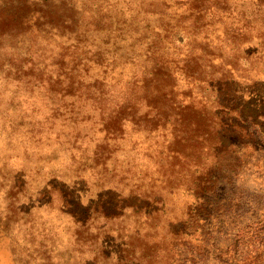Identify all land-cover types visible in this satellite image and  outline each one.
Returning a JSON list of instances; mask_svg holds the SVG:
<instances>
[{"label":"rangeland","instance_id":"1","mask_svg":"<svg viewBox=\"0 0 264 264\" xmlns=\"http://www.w3.org/2000/svg\"><path fill=\"white\" fill-rule=\"evenodd\" d=\"M9 3L0 0V264H264V134L243 135L215 107L227 82L228 109L264 132V0H25L7 17ZM104 63L135 87L146 65L183 64L178 99L192 86L203 112L157 99L163 114L136 119V90L120 83L106 106L130 109L122 132L103 135L81 98ZM80 127L88 136L76 140Z\"/></svg>","mask_w":264,"mask_h":264},{"label":"trees","instance_id":"2","mask_svg":"<svg viewBox=\"0 0 264 264\" xmlns=\"http://www.w3.org/2000/svg\"><path fill=\"white\" fill-rule=\"evenodd\" d=\"M21 0H10V3L7 6V17H17L19 11L25 7L24 2L20 5ZM24 5V6H23ZM23 6V7H22ZM47 11L51 14L50 16L56 17V13L52 11V8L48 6ZM41 16H49L46 11L43 12V15ZM84 58L88 57H81L80 64L82 67L87 65V60ZM101 68V75L99 74L97 77H95L92 80L87 81L88 86V92L90 96L83 95L81 99H85L93 103L94 105V111H96V115H92L94 119H92L91 122L94 124L99 123V127L97 129L98 132L103 133V135H113L120 133L121 129L119 128V124L126 121L125 116L120 115L121 108L129 107V105L125 106V103H119L116 104L113 109H110L106 106V104H111L112 99L111 97L114 96L113 88L114 86H117L118 84L122 83L126 86L127 93L130 94L131 91L136 90L135 97L137 99L136 102H131V106L133 108L135 118L136 119H152L154 117H157L161 114H163V107L158 103V100H162L167 106H169L170 103H174L175 105H178L179 114L180 111H184L188 108H193L195 110L200 111V113L203 112L205 103H199L196 102L191 96L193 95V87H189L190 85L182 88L180 93V98L178 99L177 92L178 89L176 88V85L179 83V77L176 74L178 72L179 74L185 75V78H183L185 81L188 79V75H190L186 70L183 64L176 65L177 68H166L164 69L163 66H157V65H146L143 69L144 73L141 75L140 84L135 87V78H133V75L130 74L129 78H125V72L122 70H119V77L114 78L111 76V70L112 67H108V63L102 64ZM142 70V69H139ZM167 82V84H165ZM191 83H195L194 78L190 80ZM192 85V84H191ZM236 92V89L231 90L230 87H228L227 82H224L223 85H218L217 95L215 99V107H218L220 109L227 108V110H230L235 114L234 119L238 120V124H235L234 122L230 121L227 125H232L234 128H236L238 131L243 132V135H257L261 133L264 134L262 131L263 129L253 130L254 125V119L252 116H243V111L241 108H238V105H235V109H228V101H232L233 99V93ZM150 94V95H149ZM171 97L168 99V97ZM151 99V100H150ZM130 104V103H128ZM78 110L81 114L79 118L82 119V121L90 120L91 116L89 114H86L85 112H82L80 110V106H77ZM144 107V108H143ZM207 107V106H206ZM209 110H212V107L210 105ZM152 117V118H151ZM264 117V113H263ZM78 116H75V119L77 120ZM161 118L157 119L156 121H160ZM179 125H181L182 117L178 119ZM236 120V121H237ZM110 123H113L115 127H112ZM249 127L252 128V130H249ZM76 128H73L72 131H74ZM82 127L80 129H76L74 132L75 139L77 138H86L87 131L81 132ZM122 132V131H121ZM257 133V134H256ZM93 140V139H92ZM174 143L176 141V138L171 139L168 141V143ZM171 144H168L167 148L172 150ZM158 148L155 152L159 155L161 151ZM175 152V151H174ZM71 158H73V155H71ZM67 205L64 206V208ZM70 215H72V218L74 221H79L81 223L84 222L82 218H80V213L78 211H70Z\"/></svg>","mask_w":264,"mask_h":264}]
</instances>
